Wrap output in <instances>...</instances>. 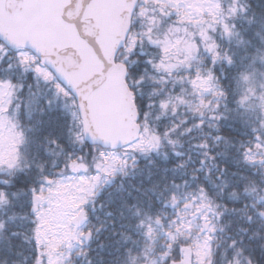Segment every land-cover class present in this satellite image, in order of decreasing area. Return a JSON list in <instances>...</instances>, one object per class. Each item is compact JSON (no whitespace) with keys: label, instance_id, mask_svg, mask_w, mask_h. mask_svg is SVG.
Masks as SVG:
<instances>
[{"label":"snow or ice","instance_id":"snow-or-ice-1","mask_svg":"<svg viewBox=\"0 0 264 264\" xmlns=\"http://www.w3.org/2000/svg\"><path fill=\"white\" fill-rule=\"evenodd\" d=\"M0 264H264V0H0Z\"/></svg>","mask_w":264,"mask_h":264}]
</instances>
